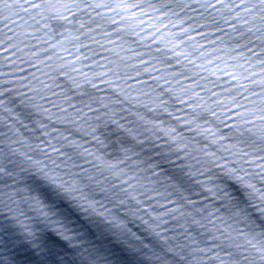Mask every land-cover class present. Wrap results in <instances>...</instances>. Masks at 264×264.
<instances>
[{
  "label": "snow or ice",
  "instance_id": "1",
  "mask_svg": "<svg viewBox=\"0 0 264 264\" xmlns=\"http://www.w3.org/2000/svg\"><path fill=\"white\" fill-rule=\"evenodd\" d=\"M0 264H264V0H0Z\"/></svg>",
  "mask_w": 264,
  "mask_h": 264
}]
</instances>
